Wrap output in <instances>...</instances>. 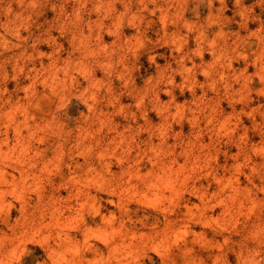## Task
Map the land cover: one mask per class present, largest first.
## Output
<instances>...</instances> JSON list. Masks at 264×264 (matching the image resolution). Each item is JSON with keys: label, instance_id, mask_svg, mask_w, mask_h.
<instances>
[{"label": "rangeland", "instance_id": "1", "mask_svg": "<svg viewBox=\"0 0 264 264\" xmlns=\"http://www.w3.org/2000/svg\"><path fill=\"white\" fill-rule=\"evenodd\" d=\"M0 264H264V0H0Z\"/></svg>", "mask_w": 264, "mask_h": 264}]
</instances>
